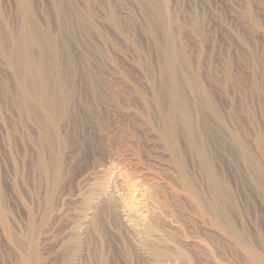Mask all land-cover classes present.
Returning <instances> with one entry per match:
<instances>
[{"label": "rangeland", "instance_id": "rangeland-1", "mask_svg": "<svg viewBox=\"0 0 264 264\" xmlns=\"http://www.w3.org/2000/svg\"><path fill=\"white\" fill-rule=\"evenodd\" d=\"M0 264H264V0H0Z\"/></svg>", "mask_w": 264, "mask_h": 264}, {"label": "bare ground", "instance_id": "bare-ground-1", "mask_svg": "<svg viewBox=\"0 0 264 264\" xmlns=\"http://www.w3.org/2000/svg\"><path fill=\"white\" fill-rule=\"evenodd\" d=\"M162 15V14H161ZM161 17V16H160ZM165 18V17H164ZM163 18V19H164ZM162 20V19H161ZM163 23V22H162ZM164 25V24H163ZM165 26V25H164ZM169 52L172 54V49H169ZM167 64H168V67H169V69H170V71H172V68H171V65H170V62H169V60H168V62H167ZM35 102H37L36 104L38 105V106H43V105H45V104H51V103H49L50 102V100H48V99H46V97H44L42 94L40 95V96H36L35 97ZM52 105V104H51Z\"/></svg>", "mask_w": 264, "mask_h": 264}]
</instances>
